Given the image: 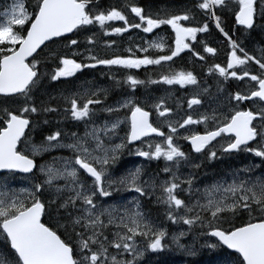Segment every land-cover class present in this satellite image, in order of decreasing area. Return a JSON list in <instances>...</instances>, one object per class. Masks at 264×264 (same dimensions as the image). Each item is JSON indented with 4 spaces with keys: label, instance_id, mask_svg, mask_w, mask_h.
<instances>
[{
    "label": "snow or ice",
    "instance_id": "1",
    "mask_svg": "<svg viewBox=\"0 0 264 264\" xmlns=\"http://www.w3.org/2000/svg\"><path fill=\"white\" fill-rule=\"evenodd\" d=\"M233 17L245 31L264 33V0H186L179 11L165 5L155 12L134 2L105 7L102 0H11L0 8V97L15 104L0 109V238L7 246L0 251V264H141L148 253L172 246L194 257L199 237L215 238L201 247L238 254L225 264H264V49L249 54L243 40L226 30L225 21ZM213 24L229 51L226 64L206 69V76L216 78V92L210 93L192 71H172L168 62L185 50L206 62L196 44L215 56L217 49L198 39L200 33L210 34ZM164 25L174 33V47L167 51L160 36L135 51L128 48V56L101 55L115 41L100 42L99 35L130 29L147 34ZM49 44L60 47L41 56ZM166 65L167 73L147 81L130 71ZM100 68L107 69L101 74L109 86L84 81L73 91H47L46 81H67ZM118 72H123L121 79H116ZM230 79L238 84L235 91L223 87ZM151 84L191 85L199 91L191 93L188 111L174 121L167 90L158 97L136 95L139 86ZM114 91L119 98L108 103ZM204 96L209 97L207 108ZM177 107H182L179 101ZM52 114L55 127L48 119ZM66 122L83 125V133L60 127ZM200 125L203 132L191 128ZM37 131L39 142L31 135ZM180 140L190 145L189 152ZM125 151L164 165L156 172L137 165L115 176ZM192 153L209 162L240 153L259 161L198 188L194 172L181 175L183 166H202L192 162ZM46 154L50 159L38 163L37 157ZM161 173L167 178L161 179ZM17 174H25L29 184H14ZM122 193L135 195L117 202ZM152 197L163 208V222L144 209L145 199ZM245 215L246 221L231 224V218ZM45 216L49 223L42 220ZM164 222L187 230L169 237ZM190 234L192 243H182ZM169 238L170 245L165 243Z\"/></svg>",
    "mask_w": 264,
    "mask_h": 264
},
{
    "label": "rangeland",
    "instance_id": "2",
    "mask_svg": "<svg viewBox=\"0 0 264 264\" xmlns=\"http://www.w3.org/2000/svg\"><path fill=\"white\" fill-rule=\"evenodd\" d=\"M109 1H111V2H108V4L109 5H116L117 6V4L118 5H121V4H123L124 2L126 3V2H133V0H109ZM34 1L32 0L31 2H30V4L31 3H33ZM8 3H11V0H0V4H1V8L5 5V4H8ZM108 5V6H109ZM178 10L179 9V7H176L175 6V10ZM179 11V10H178ZM115 26H121V25H118L119 23H120V21H116V22H112ZM121 23H123V22H121ZM133 30H135V31H133ZM131 31V32H130ZM258 31V30H257ZM134 33V35H133V33ZM233 32V31H232ZM132 33V34H131ZM234 33V35H236V33H235V31L233 32ZM85 35H91V32H88V33H86V34H82L81 36H80V39L81 40H83L84 39V36ZM164 35H165V29H162V27L161 28H159V29H154L153 30V33H143V32H141L139 29H130L128 32H126L125 33V36L126 37H131L132 39H137V42H132L130 39L127 41V44H125V41H123V45L122 44H120V45H118V42L117 41H115V44L113 45V47L111 48V49H101L100 51H101V55H104L105 54V52H107V54L109 55V56H111V55H113V54H115V55H121V56H128L129 55V53L126 51L128 48H132L133 49V51H135V49H136V47H137V45H143V46H146V45H144V41H152L153 39H157L158 37H160V36H163L164 37ZM133 36V37H132ZM135 36V37H134ZM167 36H171V37H173V40H169V39H167L166 38V42H170V41H172V44H168V45H166V50L165 51H167V46H173L174 47V44H173V41H174V33H172L171 32V29L170 28H166V37ZM113 38H121V35H114V36H111V37H104V36H102V35H99L98 37H97V39H98V41H100V42H102V41H104V40H113ZM165 40V39H164ZM225 43H226V41H224ZM227 44V43H226ZM84 45L82 44L81 45V47H83ZM58 47H60L59 45L56 47V48H58ZM155 52V51H154ZM259 52V51H258ZM46 53H48L47 51L46 52H44L43 54H42V56L44 55V54H46ZM155 54H158L157 52H155ZM137 55H143L142 53L141 54H138L137 53ZM183 56H181V57H174L173 58V61H171V62H168V65H170L171 67H173V69L176 71V69H177V71H180L179 70V68L178 67H176V66H174L175 65V63L177 62V59H180V58H182ZM174 64V65H173ZM211 64H213V63H211ZM156 66H153V68H155ZM156 70H157V72H158V76L161 74V73H167L168 71H169V67L166 65V66H164V67H158L157 66V68H155ZM166 69L168 70V71H166ZM100 73H102V72H106L105 70H107L106 68H100ZM134 70H136V69H132L131 71H134ZM172 70V69H171ZM184 70V69H183ZM254 70V69H253ZM184 71H186V70H184ZM189 71V70H188ZM135 72V71H134ZM196 72V71H195ZM100 73H97V72H94V70H85L84 72H83V74H77V77H75V78H68V79H72V85L70 86V87H68L67 88V86H65L66 88H64V86H63V88H61V87H59V86H56V87H53V88H51L52 90H49L48 91V93H50L51 95H58L61 91H64V92H67V91H73V90H75L82 82H84V81H94L95 82V85H97V86H105L104 85V83L102 84L101 83V81H99L101 78H105V77H107V76H104V75H101ZM118 73H120V72H118ZM204 73V72H203ZM99 77V78H98ZM97 80H96V79ZM154 78V77H153ZM157 78V77H156ZM159 78V77H158ZM157 78V79H158ZM215 78V77H214ZM198 84L200 85V87L201 88H204V87H208V88H210V85H208L206 82H205V79H198ZM152 86H155L154 87V89H155V91H153L152 92V94H143V95H141V97L142 98H144L145 96L144 95H146V96H152V97H158V96H161V95H165L166 94V90H167V93H169L171 96H172V94H171V92H170V89H169V87H172V85L170 86H167V85H163V84H151ZM55 88V89H54ZM181 88V87H180ZM69 89V90H68ZM183 90H185V91H183V92H180L179 91V97L177 98V96H176V100L177 101H179V103H180V105L182 106V107H180V108H178L177 107V101H176V103H173V104H170V102L172 101V99L168 102V106L169 107H171L172 109H173V112H174V115L171 117V119L172 120H177V119H180L181 117H183L184 116V113L186 112V111H188L187 110V98H189L190 97V95H191V93L192 92H194V91H199V89L198 88H195V86H191V85H187V86H185V87H183L182 88ZM54 90V91H53ZM61 90V91H60ZM209 91H213V93H215L216 91L214 90V88H211V89H209ZM157 92V93H156ZM156 93V94H155ZM226 94V93H225ZM47 97V96H46ZM138 97H140V95L138 96ZM209 97H208V99H207V101H204V106H205V108H207L208 107V105H209ZM10 107H15V104H14V102L11 100L10 101ZM204 109H201V111H203ZM191 128H192V130H198V131H200V132H203V130H204V128H203V126L202 125H200V126H191ZM165 132H167V128L165 127L164 129H163ZM181 131V133L183 134L184 133V131L185 130H183V129H181L180 130ZM122 136V135H121ZM157 140L159 139V138H156ZM117 142H119V141H117ZM179 143H181V144H183L184 145V148H183V150L184 151H186V152H189L190 151V148H189V146H186V142L185 141H183V140H180V141H178ZM126 155V156H125ZM239 156H241V155H243V156H246V157H251L252 158V156L250 155V154H246V153H240V154H238ZM48 156V157H47ZM128 156V157H127ZM130 156V157H129ZM131 156H132V159H130L131 158ZM47 157V160H49V158H50V156L49 155H45V156H43L42 158H46ZM126 157H127V159H128V161L126 160ZM192 157H193V160H192V162L193 163H201L202 162V165L203 164H205V163H207V164H210V163H212V162H214V161H216V160H218V161H221V160H232L233 159V156H231V157H223V158H220V159H216V160H213V161H211V162H209L208 160H206L205 159V157L204 156H200V155H192ZM37 158H41V157H37ZM125 158V159H124ZM251 158H248L249 160H251ZM121 159H123L122 161H118V163L120 164V166H119V164L117 163L116 164V167H115V169H114V175L115 176H119V175H122V174H124V173H126L127 172V170L128 169H132V168H134L135 166H137V165H142V166H144L145 168H146V170L149 172L150 170L147 168L148 166H154V165H159V166H161V167H163V165H164V161L163 160H160V161H152V162H148V161H146V160H144V158H141V157H137V156H134V155H129L128 154V152L127 151H125L124 153H123V155H122V157H121ZM120 159V160H121ZM131 160H132V162H131ZM126 163H125V162ZM44 162V161H43ZM43 162H41V163H43ZM122 162V163H121ZM129 162H131V163H129ZM127 166H126V165ZM131 164V165H130ZM120 167V168H119ZM124 167V168H123ZM126 167H128V168H126ZM193 169H191L190 167H187V166H183L182 168H181V175H182V177L183 176H186L190 171H192ZM233 170H235V168L234 169H232V171ZM228 172H230V171H228ZM121 173V174H120ZM226 173H227V171H226ZM225 174V173H224ZM224 174H222L221 176H223ZM221 176H219V177H217L216 179H213V180H211V181H206V180H203V179H200V178H198L196 175H195V186L196 187H198V188H203V186L205 185V184H208V183H210V182H212V181H214V180H217V179H219ZM163 177V178H162ZM167 177L162 173V176H161V179H166ZM14 184H16V185H24V186H27L28 184H29V178H21V176L20 177H15L14 178V180L12 181ZM183 187H186V185H183ZM135 195V193H122V194H120V195H118L117 197H116V201L117 202H122L123 200H127V199H131L132 198V196H134ZM180 197L181 198H183V199H185V200H187L188 199V197L183 193V192H181L180 194ZM118 198V199H117ZM148 201L150 202V203H154V201H155V197H152L151 199H148ZM155 204V203H154ZM161 207V206H160ZM162 208V207H161ZM161 212H162V215H163V208L161 209ZM163 219H164V216H163ZM180 230H187V226H185V225H183V224H179V225H173V230L171 231V234H172V232H178V231H180ZM197 232L199 231V229H197L196 230ZM0 239H2V238H0ZM184 240H185V243L186 244H188V243H192V241H193V235L192 234H190V235H188V236H186V237H184L183 238ZM205 241H208V242H215V240H213L212 238H208V237H199V239L197 240V242H196V248H197V255L195 256L197 259H198V262L196 263V264H225V261H233V258H228L227 256H224L225 254L224 253H221L220 251H219V248H217V249H209V248H205V247H201V245L205 242ZM215 251H217L215 254H214V252ZM147 255H150L149 253L147 254ZM144 261V259L141 261V262H143Z\"/></svg>",
    "mask_w": 264,
    "mask_h": 264
},
{
    "label": "trees",
    "instance_id": "3",
    "mask_svg": "<svg viewBox=\"0 0 264 264\" xmlns=\"http://www.w3.org/2000/svg\"><path fill=\"white\" fill-rule=\"evenodd\" d=\"M30 1L31 0H29V3H30ZM107 3H108V1H107ZM102 4L105 7L108 6V4H106L105 2H102ZM180 8H179V10H180ZM226 30H228L230 32H232V31L234 32L235 31L236 35H234V38H239V39L243 40V46L247 49V51L249 52V54H255V53H257L256 55H259L260 52H258V50L259 49H264V41H263L264 40V36H263L264 33H261L260 30H258V31L257 30L245 31L244 29H236V28H233V27H231V28L226 27ZM252 32L255 33V34H252ZM213 34L214 35H217V36L220 35L219 32L215 29L214 25H212V27L210 29V34L201 33L199 35H202L203 36V40L202 41H205L206 40L207 43H208V45H210L212 43L210 41V37L213 36ZM250 34H251V36H250ZM243 35H244V37H243ZM219 37H221V35ZM57 46L58 45H56V44H49L47 48H44L43 49V51L41 52V55H42V53H44V51L45 52L46 51L49 52L52 49H56ZM195 74L197 76H199V77H204L203 72H201L200 70H196ZM136 75L141 80H146L148 78L147 76H145V75H143L141 73H138V72L136 73ZM209 79H211V78H209ZM69 82H71V80L61 81V82H52L51 84H48V82L46 81L45 84L47 86V91H49V90H51V88L56 87V86H59V87L62 86V88H63V86L66 85V84H67V88H68L69 86H71V84H69ZM225 83L226 84H223V87L227 91H230V84H229V82H225ZM210 88H214V90L216 91V81L211 80ZM42 98L44 100H47L48 99V97H46V96H43ZM55 104H56V101H53V105H55ZM40 118L43 119V117H40ZM48 119L52 121V125H53V127H55L56 126V119H57L56 115L55 114H52V115H50L48 117ZM68 125L69 126L70 125H73V123L66 122V123L62 124V127L69 129V126ZM60 127H61V125H60ZM81 127L82 126L80 125L79 128L82 130ZM45 130H47V126H45ZM31 135H32L33 139L36 142H39L42 139V136H41V134H40L39 131H37V132H35V133L31 134ZM122 135H124L123 132H122ZM248 158H251V157H246V156H243V155L239 156L238 154H236V155H233V159L232 160H221V161L216 160L215 162H212L210 164L205 163L199 169H193L192 172H194L195 175L198 178H200V179L203 178V180H206L207 179L206 181H211V179L212 180L213 179H216L217 177H219L222 174L226 173V171L227 172L228 171H232V169H234V168L235 169H238V168H241V167H244V166L250 164L252 162V160H254V159L257 162L259 161V158L252 157L251 160H249ZM257 174H259V172H257ZM155 205L153 204V205H151L149 207L150 208L149 209L150 211L152 209V211H151L152 216L153 217H156V215H158V214L159 215L160 214L162 215V212H161V209L162 208L159 207L158 205H156V206ZM154 207H158V208L156 209ZM154 210H156V211H154ZM157 210L159 211V213H158ZM153 212H156V213H153ZM161 215L159 217L160 218L159 221H162L163 222L164 219H163V217H161ZM247 218L248 217L246 215L244 217H242V218H231V224L239 225L242 222L246 221ZM44 221H45V223H49V219H45ZM163 226H165V228L168 230L169 237H170L171 236V231L173 230V225L170 222H164ZM222 226L224 228H228V227H230V224L229 223H223ZM181 242L182 243H185V240L182 239ZM165 243L170 245L171 244L170 238L169 239H166L165 240ZM6 250H7V246L5 244V247H3V251H6ZM219 251L221 253H224L225 254L224 256H227L228 258H233V260H235L237 258L236 255L229 254L223 248H219ZM216 252L217 251H215L214 254ZM143 262H141V264H196L198 262V259L195 256L194 257L188 256L184 252H182L180 249H177L174 246H172L170 248H165L164 251L157 252L155 254L154 253H151L150 255H146V257L144 258V261Z\"/></svg>",
    "mask_w": 264,
    "mask_h": 264
},
{
    "label": "flooded vegetation",
    "instance_id": "4",
    "mask_svg": "<svg viewBox=\"0 0 264 264\" xmlns=\"http://www.w3.org/2000/svg\"><path fill=\"white\" fill-rule=\"evenodd\" d=\"M177 1H180L179 3L177 2ZM182 1H184V2H186V0H182ZM181 0H133V2L134 3H136V4H138V5H140V6H143L144 8H145V10L147 9V11H153V12H155L156 10H158L159 8H161L162 6H165V5H167V6H169V7H173V6H177V7H182V5L184 6L185 5V3L184 2H182ZM169 2H170V5H169ZM174 2H176L174 5H173V3ZM168 3V4H167ZM184 3V4H183ZM125 4V2L123 3V4H121L120 6L117 4V6L118 7H122V5H124ZM181 6H180V5ZM179 5V6H178ZM0 8H1V4H0ZM230 22V23H229ZM185 23H187V22H185ZM226 24H227V26L226 27H229V28H231V27H233V28H236V29H240V27L241 26H238V25H235L234 24V17L232 18V19H229V20H227V22H225ZM122 24L123 23H119L118 25H121L122 26ZM162 27V29H165V35H164V37H165V40H164V43H165V45H168V44H172V41H170V42H166V38L167 39H169V40H173V37H171V36H167L166 37V28H170V27H168L167 25H164V26H161ZM201 34V33H200ZM216 35H214L213 34V36H211L210 37V41L212 42L209 46H211V47H214V48H216L217 49V54L215 55V56H212V55H210V54H207V53H203L202 52V48H201V46L199 45V44H196L195 46H196V49L198 50V51H200L201 52V54H203V55H205V57H206V62L205 61H199V60H197L196 58H194V57H192L191 56V54L187 51V50H185V52H183V53H181L180 54V56L179 57H181V56H183V61L180 63V65H174V66H176V67H178L179 68V70H186V71H188L186 68H184L183 66H186L188 69H189V71H192L193 72V74L194 75H196L195 73H194V70H200L201 68H203V71L204 72H206V69H207V67L211 64V63H221L222 65H224V64H226V56H227V52L229 51V49H228V46L226 45V43L223 41V39H221V37H219V36H217L216 37V39L214 40V37H215ZM129 38H130V40H132V38L131 37H126L125 36V33L124 34H121V38H113V40L114 41H117L118 42V45H120V44H122V42L123 41H125V44H127V41L129 40ZM198 39L199 40H203V36L202 35H199L198 34ZM136 40V41H135ZM137 42V39H133L132 40V42ZM224 42V43H223ZM189 43L190 44H194L195 42H192V41H189ZM221 44V45H220ZM218 45V46H217ZM224 46H226L225 48H224ZM218 47H219V50H218ZM223 47V48H222ZM221 49V50H220ZM155 50H150V53L149 54H151V55H153V56H155V55H157V54H155V52H154ZM222 51H223V54H222ZM219 52H221V54L219 53ZM138 54H141V53H138ZM155 68H157V66L155 67ZM155 68H153V66H147V68H145V67H141L140 69H136V70H134V71H131V73L132 74H134V75H136V73L138 72V73H141V74H143V75H145V76H147L148 78L145 80V81H147L149 78H152V79H157L159 76L157 75L158 74V72H157V70L155 69ZM171 69H172V71H175L174 69H173V67H171ZM100 69H98V70H94V72H97V73H100ZM106 72H107V70H105ZM168 71V70H167ZM176 71H177V69H176ZM101 74V73H100ZM102 75V74H101ZM122 75H123V72H120V73H116V79H121V77H122ZM156 75V76H155ZM105 76V75H104ZM137 76V75H136ZM197 76V75H196ZM154 77V78H153ZM157 77V78H156ZM106 79H105V81H102L101 79V83L103 84L104 83V85L105 86H109L110 84H111V81L109 80V79H107L108 77H105ZM209 78H211V77H208V76H204L203 78H201V77H199V76H197V79H205V81L207 80V84L209 83L208 81H209ZM99 80V81H100ZM167 86H169V85H167ZM154 87L155 86H152V85H149V87H148V85H146V86H139L138 87V90H137V92H136V95L137 96H139V95H141V94H147V92H148V94H152V92L155 90L154 89ZM243 87V86H242ZM143 89V91H141ZM146 89V90H145ZM169 89H170V92H171V94H172V101L170 102V104H173V103H176V99L179 97V91L180 92H183V91H185V90H183L182 88H180V85H172V87H169ZM141 93H139V92ZM118 94V95H117ZM119 92H113L112 94H111V96L109 97V99H108V103H113L116 99H118L119 98ZM115 95L117 96V97H115ZM177 96V98H176V96ZM115 98V99H114ZM10 101L11 100H6V99H4V98H2V97H0V109H3V108H5V107H10ZM249 102H245V104L247 105ZM174 105V104H173ZM75 127L76 129L78 128L79 130H80V132L81 133H83V131H84V128H83V125H81L82 127V130L79 128V126L80 125H75V124H73V125H71V127ZM72 127V128H73ZM70 128V127H69ZM72 128H70V130L71 131H76V130H72ZM74 128V129H75ZM160 168H162L161 166H159V165H154V166H150V168H149V170H150V172H156V171H158ZM161 175H162V173H161Z\"/></svg>",
    "mask_w": 264,
    "mask_h": 264
},
{
    "label": "bare ground",
    "instance_id": "5",
    "mask_svg": "<svg viewBox=\"0 0 264 264\" xmlns=\"http://www.w3.org/2000/svg\"><path fill=\"white\" fill-rule=\"evenodd\" d=\"M31 1H32V0H31ZM31 1H30V2H31ZM33 1H34V0H33ZM107 1H108V2H111V1H109V0H102V2H105L106 4H108ZM174 1H175V0H174ZM181 1H182V0H181ZM177 2L179 3L180 1H177ZM182 2H183V1H182ZM175 3H176V2H174L173 5H174ZM180 3H181V2H180ZM185 3H186V2H185ZM109 4H110V3H109ZM109 4H108V5H109ZM167 4H168V3H167ZM176 4H177V3H176ZM169 5H170V2H169ZM179 5H180V4H179ZM179 5H178V6H179ZM181 5H182V4H181ZM181 5H180V6H181ZM115 6H116V5H115ZM119 6H120V5H119ZM122 6H123V5H122ZM182 6H183V5H182ZM117 7H118V6H117ZM176 7H177V6H176ZM176 10H177V9H176ZM178 10H179V9H178ZM178 10H177V11H178ZM146 11H147V9H146ZM225 22H227V21H225ZM229 23H230V22H229ZM227 24H228V23H227ZM227 24L225 23L226 26H227ZM258 30H259V29H258ZM133 31H135V30H133ZM130 32H131V31H130ZM256 32H257V31H256ZM132 33H133V32H132ZM132 33H131V34H132ZM259 33H260V32H259ZM252 34H255V33L252 32ZM133 35H134V33H133ZM219 36H220V35H219ZM250 36H251V34H250ZM263 36H264V34H263ZM132 37H133V36H132ZM134 37H135V36H134ZM216 37H217V35L214 37V40L216 39ZM243 37H244V35H243ZM245 37H246V36H245ZM246 38H247V37H246ZM248 38H249V37H248ZM129 39H130V38H129ZM221 39H222V38H221ZM249 39H250V38H249ZM132 40H133V39H132ZM132 40H131V41H132ZM262 40H263V39H262ZM263 41H264V40H263ZM128 42H129V41H128ZM122 43H123V42H122ZM129 43H130V42H129ZM223 43H224V42H223ZM122 45H123V44H122ZM220 45H221V44H220ZM226 45H227V44H226ZM120 46H121V45H120ZM217 46H218V45H217ZM225 47H226V46H224V48H225ZM49 48H50V47H49ZM222 48H223V47H222ZM218 50H219V47H218ZM220 50H221V49H220ZM48 51H49V50H48ZM44 52H45V51H44ZM219 53L221 54V52H219ZM222 54H223V51H222ZM255 54H257V53H255ZM173 65H174V64H173ZM98 78H99V77H98ZM95 79H96V78H95ZM105 79H106V78H101L102 81H105ZM107 79H108V78H107ZM96 80H97V79H96ZM101 80H100V81H101ZM64 86H67V84L64 85ZM60 87L62 88V86H60ZM69 87H70V86H69ZM148 87H149V85H148ZM64 88H66V87H64ZM70 88H71V87H70ZM54 89H55V88H54ZM210 89H211V88H210ZM68 90H69V89H68ZM145 90H146V89H145ZM53 91H54V90H53ZM60 91H61V90H60ZM141 91H143V89H142ZM141 91H140V92H141ZM61 92H62V91H61ZM138 92H139V91H138ZM140 92H139V93H140ZM143 92H144V91H143ZM156 93H157V92H156ZM156 93H155V94H156ZM140 94H141V93H140ZM143 94H144V93H143ZM143 94H141V95H143ZM147 94H148V92H147ZM147 94H146V95H147ZM117 95H118V94H117ZM119 95H120V94H119ZM141 95H140V97H141ZM146 95H144V96L146 97ZM115 97H117V96L115 95ZM141 98H142V97H141ZM114 99H115V98H114ZM66 126H67V125H66ZM68 126H69V125H68ZM61 127H62V125H61ZM69 127L72 128L73 126L71 127V125H70ZM70 128H69V130H70ZM74 128H75V127H73L72 130H77V129H78V128H77V129H76V128L74 129ZM67 129H68V128H67ZM79 131H80V130H79ZM125 156H126V155H125ZM47 157H48V156H47ZM47 157H46V158H41L40 161L43 162V161L47 160ZM127 157H128V156H127ZM127 157H126V160L128 161ZM129 157H130V156H129ZM124 159H125V158H124ZM130 159H132V156H131ZM122 160H123V159H121L120 161H122ZM124 162H125V161H124ZM131 162H132V160H131ZM131 162H129V163H131ZM214 162H215V161H214ZM121 163H122V162H121ZM125 163H126V162H125ZM118 164H119V163H118ZM125 165H126V164H125ZM130 165H131V164H130ZM119 166H120V164H119ZM126 166H127V165H126ZM115 167H116V166H115ZM119 168H120V167H119ZM123 168H124V167H123ZM126 168H128V167H126ZM114 169H115V168H114ZM114 169H113V171H114ZM115 170H116V169H115ZM113 173H114V172H113ZM120 174H121V173H120ZM161 176H162V175H161ZM199 177H200V176H199ZM201 177H202V176H201ZM203 177H204V176H203ZM162 178H163V177H162ZM202 179H203V178H202ZM210 179H211V178H210ZM206 180H207V179H206ZM211 180H212V179H211ZM117 199H118V198H117ZM147 200H148V199H147ZM154 205H155V204H154ZM155 206H156V205H155ZM154 208L157 209L158 207H154ZM149 209H150V208H149ZM151 211H152V209H151ZM154 211H156V210H154ZM157 211H158V210H157ZM153 213H156V212H153ZM158 213H159V211H158ZM158 215H159V214H158ZM158 215H156V217H158V219L160 220L159 217H160L161 214H160L159 216H158ZM161 217H163V216L161 215ZM164 227H165V226H164ZM221 251H222V250H221ZM149 254H151V253H149ZM154 254H155V253H154ZM153 256H154V255H153ZM147 257H148V256H147ZM150 257H151V256H150ZM150 257H149V258H150ZM149 258H148V259H149ZM150 259H151V258H150ZM150 259H149V260H150ZM146 261H147V260H146ZM153 262H154V261H153ZM143 263H144V262H143ZM146 263H147V262H146ZM149 263H150V262H149Z\"/></svg>",
    "mask_w": 264,
    "mask_h": 264
},
{
    "label": "water",
    "instance_id": "6",
    "mask_svg": "<svg viewBox=\"0 0 264 264\" xmlns=\"http://www.w3.org/2000/svg\"><path fill=\"white\" fill-rule=\"evenodd\" d=\"M43 47V46H42ZM38 51H40V50H38ZM138 143V142H137ZM189 147H190V145L189 144H187ZM195 154V153H194ZM22 175H25V174H22ZM213 239H215V238H213ZM227 250V249H226ZM228 252H230V253H233V254H236V253H234V252H232V250H227ZM238 255V254H237Z\"/></svg>",
    "mask_w": 264,
    "mask_h": 264
}]
</instances>
